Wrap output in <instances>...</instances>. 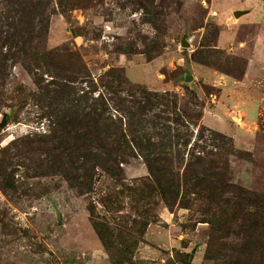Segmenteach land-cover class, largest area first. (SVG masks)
Wrapping results in <instances>:
<instances>
[{"label":"rangeland","instance_id":"374dc122","mask_svg":"<svg viewBox=\"0 0 264 264\" xmlns=\"http://www.w3.org/2000/svg\"><path fill=\"white\" fill-rule=\"evenodd\" d=\"M40 1L47 29L32 53L49 54L33 58L47 66L38 76H76V97L89 89L80 82L90 74L95 97L106 91L103 74L121 71L129 86L119 94H148L155 103L148 119L160 114L159 123L179 132L170 156L156 159L189 176L163 195L170 177L162 168L155 177L144 153L127 157L119 181L97 168L90 190L80 193L43 165L47 156L35 139L50 134L52 105L43 107L48 99L39 100L24 65L9 61L0 67V264H264L263 223L250 237L236 228L242 217L227 228L211 217L218 212L202 210L209 190L206 179L195 178L212 166L215 151L227 157L228 183L264 205V0ZM6 2L0 0L3 54ZM236 10L244 14L234 17ZM159 126L145 123L141 132L154 142ZM246 199L247 210H260Z\"/></svg>","mask_w":264,"mask_h":264},{"label":"trees","instance_id":"16d2710c","mask_svg":"<svg viewBox=\"0 0 264 264\" xmlns=\"http://www.w3.org/2000/svg\"><path fill=\"white\" fill-rule=\"evenodd\" d=\"M6 3L11 6L7 13L5 12L7 16L3 17L2 26H6L7 29L3 31L4 36L1 41L6 47V52L5 54L0 52V67L6 68L9 61L22 63L39 89V100L48 99L43 107L46 104L52 105L47 109V116L52 124L51 132L46 140L35 139L37 148L43 150L47 156L43 165L53 173L61 174L70 186L84 193L90 190L97 168L119 181L123 179L122 164L126 162L127 157H140L147 153L152 156L151 160H143L147 169L152 174L156 173L157 178L161 175L162 169L166 171L164 174L168 173L170 184L168 187L163 185L162 194L172 195L176 185H179L180 177L185 180L189 173L175 172L166 167L168 161L159 162L156 159L159 156L162 159L163 156H170L167 147L172 137H179V132L171 134L170 126L159 123L163 118L160 114L155 115L154 120L148 119L147 114L155 105L149 95L145 93L138 98L132 89H127L129 94L121 96L119 93L125 90L123 88L127 83L122 72L118 73L114 69L107 70L103 74L110 78L103 87L106 93L98 92L95 97L91 96L96 86L91 81L90 74L89 77L81 78L80 82L87 83L89 89L81 90L80 95L76 97L73 95L76 90L74 85L78 80L76 76L53 70L51 81L44 82L45 80L39 77L37 72L47 71L45 68L47 66H43V62L35 64L33 58L37 56L47 58L49 53L42 50L35 55L32 49L35 38L46 32L47 24H44V21L47 18V6L40 0H7ZM18 23H23L25 26L18 29ZM23 32H25L24 36ZM14 46H17L16 52L12 50ZM57 102L60 107L56 106ZM145 123L153 127H160L159 125L164 127L158 132L154 142L149 132H141ZM223 150L225 153H235L232 149ZM219 155H216L215 151L212 152L210 154L212 166L208 167L203 176H195L198 184L206 183V179L209 190V193L205 194L206 200L203 201L202 210L218 212L219 214H210L211 217L216 216L227 228L235 225L237 217H242L243 221L237 223L236 228L243 231L246 237H250L254 235L252 231H255L260 223H263L260 229L264 230V214H258L259 211H263V201L260 200V196L251 195L228 183L227 157L223 159ZM36 167L39 168V165ZM194 179H191L192 182ZM248 195L251 198L250 204L260 209L258 212L255 209L247 210L248 202L242 205L243 199ZM194 199L197 200L198 197ZM93 227L100 236L94 222Z\"/></svg>","mask_w":264,"mask_h":264},{"label":"water","instance_id":"95a60500","mask_svg":"<svg viewBox=\"0 0 264 264\" xmlns=\"http://www.w3.org/2000/svg\"><path fill=\"white\" fill-rule=\"evenodd\" d=\"M243 14H244V12L239 11V10H236V11L233 12V16H234V17H239V16H241V15H243ZM181 44L187 46V44H186V42H185L184 39L181 41ZM190 78H191L190 75H187V76H186V80H190Z\"/></svg>","mask_w":264,"mask_h":264}]
</instances>
